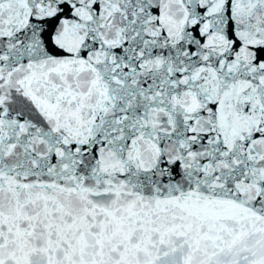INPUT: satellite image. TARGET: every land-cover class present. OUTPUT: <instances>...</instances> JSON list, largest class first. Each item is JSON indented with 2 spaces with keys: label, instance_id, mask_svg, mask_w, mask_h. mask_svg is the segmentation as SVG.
I'll return each instance as SVG.
<instances>
[{
  "label": "snow or ice",
  "instance_id": "6c2138e0",
  "mask_svg": "<svg viewBox=\"0 0 264 264\" xmlns=\"http://www.w3.org/2000/svg\"><path fill=\"white\" fill-rule=\"evenodd\" d=\"M0 264H264V0H0Z\"/></svg>",
  "mask_w": 264,
  "mask_h": 264
}]
</instances>
